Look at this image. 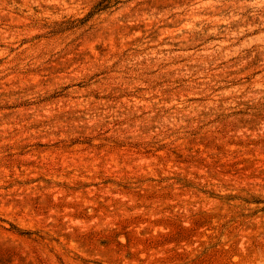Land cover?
<instances>
[{
  "label": "rangeland",
  "instance_id": "374dc122",
  "mask_svg": "<svg viewBox=\"0 0 264 264\" xmlns=\"http://www.w3.org/2000/svg\"><path fill=\"white\" fill-rule=\"evenodd\" d=\"M0 264H264V0H0Z\"/></svg>",
  "mask_w": 264,
  "mask_h": 264
}]
</instances>
